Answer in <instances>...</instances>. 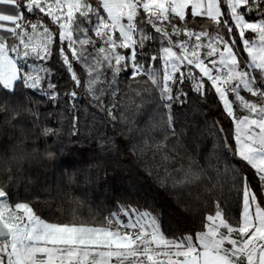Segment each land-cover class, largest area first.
<instances>
[{"label":"snow or ice","instance_id":"6c2138e0","mask_svg":"<svg viewBox=\"0 0 264 264\" xmlns=\"http://www.w3.org/2000/svg\"><path fill=\"white\" fill-rule=\"evenodd\" d=\"M57 68L70 88L53 82ZM122 76L127 91L118 99ZM189 93L200 102L213 95L233 126L231 141L219 120L207 127L220 147L204 167L191 155L187 166H175L177 157L183 159L184 131H177L173 109L184 107ZM61 97L67 108L59 113V128L40 131L46 142L63 133L68 116L69 135H79L83 98L112 122L123 100L135 105L136 116L150 103L149 136L133 145L142 157L151 153L149 175L185 213L191 212L185 201L192 186L207 182L205 192L219 190L222 197L231 185L242 192L239 217H228L217 199L198 230L180 235H166L150 210L119 202L118 211L102 217L89 220L74 210L67 222H50L32 202L19 201L12 165L26 157L13 150L0 157V174H7L0 180V264H264V203L244 171L264 195V0H0V113L10 114L5 123L25 114L35 117L36 127L39 106L55 109ZM126 112L123 124L129 123ZM108 143L98 141V149ZM43 156L57 159L53 151ZM65 175L73 185L75 173L65 169ZM74 202L83 203L78 197Z\"/></svg>","mask_w":264,"mask_h":264},{"label":"trees","instance_id":"16d2710c","mask_svg":"<svg viewBox=\"0 0 264 264\" xmlns=\"http://www.w3.org/2000/svg\"><path fill=\"white\" fill-rule=\"evenodd\" d=\"M190 27L199 30L200 26L193 23ZM51 65L56 68V61L53 60ZM67 81V74L57 68L53 82L57 83L60 89L66 90L72 86ZM184 87L185 91H189V85ZM120 88L118 99L127 91V80L123 76L120 77ZM122 103L127 107V124L120 122V114L125 111V107L120 103L117 104L118 110L115 112L117 121L112 122L106 113H99L87 104V98L81 99L78 105L79 135H69L71 116H68L63 133L58 138L48 137L47 142L40 136V131L44 126L60 127L59 113L67 108L63 97L55 109L52 104L39 106L41 117L36 127L34 126L37 121L33 116L22 114L17 121L6 124L5 120L10 114L0 113V157L11 156L13 150L17 154L23 153L26 157L22 163L12 165L11 175L16 180L14 191L18 192L19 201L32 202L37 214L50 222H67L74 210L79 216L89 220L93 216L102 217L109 212L118 211L119 202L140 210H150L162 219L163 231L168 236L198 230L204 215L214 211L217 199H220L228 217L238 219L242 208V192L238 193L231 185L224 188L222 197L219 190L205 192L207 182L192 186V197L186 198L185 201L191 206V212L182 211L169 192L160 187L146 170L145 165L152 160L151 153L142 157L133 151L134 144L149 136L145 129L153 106L150 103L145 104L141 109L142 114L136 116L134 104L129 105L127 99ZM136 103H140L139 99ZM32 107L35 109L36 105L32 104ZM173 112L177 117V131H184L179 147L183 159L176 158V167L181 163L187 166L189 155L196 159L197 167L206 166L215 150L220 147L219 141L206 131L215 120L221 122L231 141L233 126L222 113L213 95L200 102L189 93L188 103L184 107H175ZM93 114L96 116L95 123ZM155 119L158 122L159 116ZM93 127L95 131L89 138V130ZM129 129H132L131 139L127 135ZM201 131H204L203 136L198 135ZM161 136L162 133L157 131L155 139H160ZM102 140L109 142L103 151L98 149V141ZM33 148H38L39 151L33 153ZM45 151L55 152L57 159H44ZM234 162L240 163L238 159ZM65 169L68 175L75 173V183L71 186L67 184ZM244 171L248 174L259 200L264 203L255 177L247 168ZM4 179H7V174H0V180ZM86 179L90 180V183H85ZM197 193L201 194L200 200L196 199ZM77 197L83 202L78 207L74 202Z\"/></svg>","mask_w":264,"mask_h":264},{"label":"crops","instance_id":"0c3cea01","mask_svg":"<svg viewBox=\"0 0 264 264\" xmlns=\"http://www.w3.org/2000/svg\"><path fill=\"white\" fill-rule=\"evenodd\" d=\"M264 197V195H262ZM123 219H125V221L127 220V217H122Z\"/></svg>","mask_w":264,"mask_h":264},{"label":"rangeland","instance_id":"374dc122","mask_svg":"<svg viewBox=\"0 0 264 264\" xmlns=\"http://www.w3.org/2000/svg\"><path fill=\"white\" fill-rule=\"evenodd\" d=\"M240 113L238 112V115H239Z\"/></svg>","mask_w":264,"mask_h":264}]
</instances>
